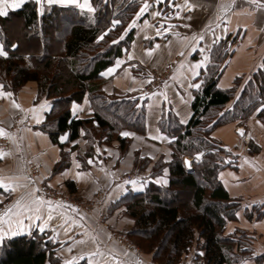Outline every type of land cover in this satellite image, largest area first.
Here are the masks:
<instances>
[{"label":"crops","instance_id":"0c3cea01","mask_svg":"<svg viewBox=\"0 0 264 264\" xmlns=\"http://www.w3.org/2000/svg\"><path fill=\"white\" fill-rule=\"evenodd\" d=\"M27 1L24 0V3ZM83 2L80 0V3ZM89 3L94 8L93 0H89ZM144 3L145 0L140 9ZM147 3L150 5L148 10L137 18L139 9L130 24L133 25L135 21V25L130 27L136 29L131 49L125 57L117 59L121 61L118 67L116 62L110 67L115 69L111 74L104 75L107 78L104 89L108 95L119 98L132 96L145 105L146 132L142 136H129L132 141L124 154L119 142L114 141L95 145L94 154L86 156L88 143L84 136L69 143V134L66 133L60 137V142L65 146L64 151L70 153V165L55 173V166L62 159V149L40 129L52 109L51 100L39 99L37 89L32 85H27L18 94L7 92L4 88L0 90L11 93L10 96L0 95V128L11 137H0V151L8 153L0 158V177L5 178V182L12 178V182L18 185L14 192L0 189V216L11 208L12 214L5 216V221L9 218L12 220L13 230L16 229L15 221L23 219L25 225H31V233L38 231L48 235L49 239L58 243V253L63 263L80 260L81 256L88 262V253L95 252L98 244L104 253L103 259L108 260L109 264H116L117 260L120 264H135L136 261L155 264L150 255L136 253L111 242L109 233L116 229L129 234L134 225V221L125 215L124 196L129 192H143L150 182L158 185L169 182L167 168L161 175L150 176V169L157 160L163 158L169 162L172 158L168 147L170 139L158 126L164 108L172 109L182 123L189 122L193 115L192 90L197 88L194 85H200L198 80L209 64L213 45L228 37H236V42L230 44L231 54L225 62L218 87L228 90L235 86L237 79L241 82L235 99L227 108L233 107L246 83L259 69L264 68V6H261L264 0H260V4L253 0H163L162 3L147 0ZM46 5L76 6L48 4L47 0H43V7ZM19 8L9 6L6 11L9 13ZM83 10L88 11L86 8ZM157 12L160 15H156ZM193 34L203 36V39L194 41ZM193 46L196 47L195 51L192 50ZM45 102L50 107L41 108ZM15 105H19V108ZM262 110L263 106L247 121L220 126L211 134V139L229 153L228 165L221 170L219 179L230 198L240 203L237 218L227 223L225 233H245L255 257L264 256V118L259 116ZM71 111L78 119L92 116L87 98L81 104H73ZM65 136L67 139H61ZM80 156L84 158L85 165ZM136 156L151 161L150 166L140 174L134 167ZM200 158L184 156L182 164L187 171H192ZM90 159L93 161L91 164L88 163ZM186 160H191V167H187ZM74 161L79 163V168ZM31 164L38 173L35 177L30 174ZM77 172L84 175L78 177ZM127 175L132 177L130 181L143 183V188L139 183L135 188L126 183ZM158 179L167 180V184L157 183ZM67 182L74 183L76 192L68 189ZM37 188L39 192L34 191ZM100 193L106 197L102 223L72 205L71 208L67 207L70 205L68 203L55 200V197H66L67 194L79 201L87 200ZM34 196L53 202L51 220L47 219L50 211L47 204L40 206L42 219L39 221H29L26 218L29 213L14 207L22 197L24 203L29 204ZM18 212L22 214L17 216ZM44 221H47V227L40 232L36 225ZM0 228L8 231L9 224L0 223ZM28 234V231H22L5 239ZM92 237H96L95 243ZM80 240L85 243H77ZM201 253L198 252L199 255ZM95 259L100 260L101 257ZM245 264L256 262L247 260Z\"/></svg>","mask_w":264,"mask_h":264},{"label":"trees","instance_id":"16d2710c","mask_svg":"<svg viewBox=\"0 0 264 264\" xmlns=\"http://www.w3.org/2000/svg\"><path fill=\"white\" fill-rule=\"evenodd\" d=\"M142 3L143 0H93L94 12L74 5H46L41 12V6L29 0L0 16V44L7 52V56H0V84L5 91L18 94L25 84L35 82L39 98L51 100L52 109L40 129L62 149L55 173L70 165V153L60 142L66 133L69 143L82 133L91 138L86 156L94 154L95 145L114 141L119 142L124 154L130 139L122 137V131L145 134L144 103L132 96L108 95L103 91L107 78L102 75L131 49L136 29L129 26ZM63 24L66 28L62 31ZM16 30L20 33L16 34ZM234 42L236 37H228L213 45L209 64L198 80L200 85L192 90L193 115L188 123H182L172 109L163 110L158 126L170 139L172 158L169 162L157 160L150 176L161 175L167 168L168 184L150 182L143 192H129L122 199L127 215L135 222L130 237L153 252L159 264H179L195 245L199 264H245L247 260L264 264V256H253L245 233H225L227 223L236 220L240 203L230 198L219 179L221 170L228 165V157L220 159L219 152L227 156L229 153L211 139L216 128L245 122L262 106L259 116L264 118V68L246 83L232 108L227 105L235 99L240 79L232 89L218 87ZM86 98L92 117L75 118L71 107ZM197 154H202L201 158L192 171H187L182 158ZM79 158L85 165L84 158ZM145 162L151 161L136 160L141 171L148 165ZM66 185L76 192L73 182ZM0 264L65 263L58 253V243L34 231L4 239L0 244ZM75 264L88 262L80 259Z\"/></svg>","mask_w":264,"mask_h":264},{"label":"snow or ice","instance_id":"6c2138e0","mask_svg":"<svg viewBox=\"0 0 264 264\" xmlns=\"http://www.w3.org/2000/svg\"><path fill=\"white\" fill-rule=\"evenodd\" d=\"M163 0H157V3H162ZM254 3L260 4V0H253ZM24 3V0H11V3L9 4V0H0V16L3 15H7V11L6 8L7 7H11L13 9L15 8H19L22 4ZM36 3L41 5V12H43V0H36ZM48 4H52V3H61V4H75L77 7L84 9L86 8L89 12H94L95 9L91 6V4L89 3V0H84L83 3H80V0H47ZM234 6V5H233ZM264 6V5H261ZM150 7V5L147 3V0H145V3L143 5V7L140 9V12L137 16V18H139L140 15H143L148 8ZM156 15H160L159 12L156 13ZM190 19V18H189ZM114 23H119V21H115ZM135 25V21H133V25H130L129 27H132ZM159 31L157 32V35H159ZM103 37H101L102 39ZM121 39H123V37H121ZM199 39H203V36H197L196 34H193L192 36V40L197 41ZM117 41H113V43H116ZM157 47H159V45H157ZM193 51L196 50V47L193 46ZM183 53H181L182 55ZM149 55H151V52H149ZM0 56H7V52L4 51V47L2 44H0ZM121 61L117 60L116 61V66L118 67L120 65ZM196 67H199V65H197ZM115 69L114 68H110L107 70V73H102V75H106V74H111ZM195 87H199V85H194ZM3 89V85H0V90ZM0 95H11V93H4L2 91H0ZM87 102V101H86ZM15 107L19 108V105H15ZM50 107L47 102H45L44 105H41V108H47ZM76 105H74V110H75ZM37 122L39 123V117H37ZM242 132V130H241ZM122 137H129V136H134L135 134L132 132H128V131H123L120 133ZM0 137H7L9 139H11L10 134H8L4 129L0 128ZM61 139H67V137H62ZM97 151H99V149H97ZM5 155H8V153H5L3 151H0V158H3ZM74 155V154H73ZM202 155V154H201ZM93 161L90 159L88 161L89 164H91ZM76 167L79 168L80 165L78 162H75ZM188 163V162H186ZM190 167V164H189ZM166 171V170H165ZM76 175L78 177H82L84 175V173L82 172H77ZM30 179V178H29ZM157 183H163V184H167V180H157ZM126 183H130L133 185V187L135 188L137 186V184L139 183L140 188H143V183H140L138 181H127ZM18 185H16L15 183L12 182V178H8V182H5V178L0 177V189H4V191L7 192H14L16 187ZM35 192H39L40 189H35ZM47 204V206L49 207L50 211L48 214L47 219L51 220L52 219V214H51V209L53 207V202L51 200L45 201L42 197L40 196H34V199H32L31 203L26 204L24 203V198L22 197L20 200H17L14 207L17 209H21L23 213H29V215H27V219L29 221H39L42 219V217L39 215L40 213V206L41 205H45ZM33 205H35V207H33ZM67 207H72L71 205H66ZM76 210V209H73ZM12 214V209L9 208L7 210V212L5 213L4 216H0V223H4L7 222L9 224V229L8 231H5L3 228H0V244L3 243L4 239L8 236H15L17 234H19L22 231H28L29 234L31 233V225H25L23 219H17L15 221L16 223V229L13 230L11 225H12V220L9 218L7 221H5V216L10 217ZM21 212L16 213L17 216L21 215ZM36 227L39 228L40 232H43L45 230V228L47 227V221H44L43 224H37ZM93 242H96V237H92ZM77 243H85L84 240H80L77 241ZM202 254V253H201ZM95 257H101L100 260H96ZM104 257V253L102 251H100L99 249V245L97 244V250L95 252H89L88 253V264H109L108 260L103 259ZM81 259H83L84 257L81 256ZM112 259H115L114 257ZM65 264H75V260L73 261H66ZM116 264H120V261H116ZM135 264H142L141 261H136Z\"/></svg>","mask_w":264,"mask_h":264},{"label":"rangeland","instance_id":"374dc122","mask_svg":"<svg viewBox=\"0 0 264 264\" xmlns=\"http://www.w3.org/2000/svg\"><path fill=\"white\" fill-rule=\"evenodd\" d=\"M66 28V25L65 24H63V28H62V31H63V29H65ZM20 32H19V30H16V34H19ZM27 85H32V86H35L36 87V89H37V93H38V85L36 84V83H34V82H29V83H27V84H25L23 87H21L20 88V90H19V92H21ZM107 85V83H105L104 85H103V91L106 93V90L104 89L105 88V86ZM18 92V93H19ZM38 98H39V93H38ZM43 98H45V97H42V98H39V99H43ZM92 116H90V117H88V118H91ZM209 118H211V119H209V120H211V121H213V118L212 117H209ZM207 124H208V122H207ZM124 131H126V130H124ZM123 132V131H122ZM129 132H131V131H129ZM132 133H134V132H132ZM135 135H141V134H138V133H134ZM82 136H84V134H82ZM142 136V135H141ZM83 139H85L86 140V142L87 143H89V139H91V138H89V137H85L84 136V138ZM130 139V144H131V137L129 138ZM216 148L217 149H220L219 148V146L217 145L216 146ZM215 152H217V150H215ZM201 154H197V155H195V156H200ZM194 156V157H195ZM202 156V155H201ZM200 156V157H201ZM137 157L138 156H136V160H140V161H142V159L141 158H138L137 159ZM189 157H191V156H189ZM219 157H220V159H225V158H227L228 156L225 154V153H223V152H219ZM61 158H62V152H61ZM136 160H135V163H134V167L137 169V171H138V174H140V172H141V165H137L136 164ZM147 162H145V164H146ZM151 163V162H150ZM150 163H147L148 165L146 166V168L147 167H149L150 166ZM153 163V162H152ZM136 164V165H135ZM144 164V165H145ZM143 166V165H142ZM31 169H32V171L33 172H31ZM153 169H154V167L152 166L151 167V173L153 172ZM33 173H34V175H33ZM30 174L31 175H33L34 177L35 176H37L38 175V173H37V170H35V166H34V164L32 165H30ZM139 176V175H138ZM137 176V177H138ZM129 176L127 175V177H126V179L125 180H127V178H128ZM48 193H49V191H48ZM51 194V193H50ZM63 198H65V199H67V201H69V202H74L75 204H77L78 206H81L82 208H84L83 210H81L82 212H85V213H87L88 215H91L93 218H95L98 222H100V223H102L104 220H100L101 218H103V216H102V213H103V206H104V203H105V200H106V197H105V195H104V193H100V194H97V195H95L93 198H91V199H87V200H77V198H74L73 196H71L70 194H67L66 195V197H64V196H62ZM56 198V197H55ZM125 206V205H124ZM80 211V210H79ZM125 215L128 217V218H130L128 215H127V213L125 212ZM133 220V219H132ZM134 221V220H133ZM134 227H135V222H134V225H133V227H132V229H134ZM132 229H131V231H132ZM113 236V237H112ZM245 239H247V237H245ZM109 240L111 241V242H116V243H118V244H120L121 246H123L122 244H125L126 243V241H128L129 243H130V245H131V247L134 249V250H137L138 251V253H145V254H148V255H150L151 256V258H152V261L155 263V264H159V263H157V262H155L154 261V258H153V252H150V251H147V250H145V249H143V247L142 246H139V245H137L134 241L135 240H133V238H131L130 237V235L129 234H126L125 232H121V231H118V230H116V229H114V230H110V233H109ZM246 241H248V239L246 240ZM124 247V246H123ZM124 248H126V247H124ZM127 249V248H126ZM197 248H196V245L195 246H193L192 248H191V250L187 253V254H185V255H183V257H182V259H181V261H180V263L179 264H199L200 263V261L201 260H197V258H196V255H197Z\"/></svg>","mask_w":264,"mask_h":264},{"label":"built area","instance_id":"2783aa9c","mask_svg":"<svg viewBox=\"0 0 264 264\" xmlns=\"http://www.w3.org/2000/svg\"><path fill=\"white\" fill-rule=\"evenodd\" d=\"M31 172H33L32 171V169H31ZM33 175H34V173H33ZM130 180H132V177H128L127 178V181H130ZM55 200L58 202V203H62V202H65V203H68V204H70V205H72V206H74V207H76L78 210H83L84 208H82L81 206H78L77 204H75L74 202H69V201H67V199H65V198H63L62 196H59V197H56L55 198ZM84 211V210H83ZM100 220H103V218H101ZM113 237V236H112ZM124 247H126L127 249H129L130 251H133V252H136V253H138V251L137 250H134L132 247H131V245H130V243L128 242V241H126V243L125 244H122Z\"/></svg>","mask_w":264,"mask_h":264},{"label":"water","instance_id":"95a60500","mask_svg":"<svg viewBox=\"0 0 264 264\" xmlns=\"http://www.w3.org/2000/svg\"><path fill=\"white\" fill-rule=\"evenodd\" d=\"M200 156H201V155H200ZM186 162H188V163H187V167H189V164H190V167H191V164H192V163H191V160H186ZM190 171H191V169H190Z\"/></svg>","mask_w":264,"mask_h":264}]
</instances>
